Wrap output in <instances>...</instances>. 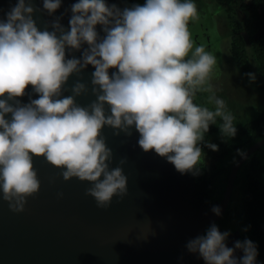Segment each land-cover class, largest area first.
Masks as SVG:
<instances>
[{
  "label": "clouds",
  "instance_id": "1",
  "mask_svg": "<svg viewBox=\"0 0 264 264\" xmlns=\"http://www.w3.org/2000/svg\"><path fill=\"white\" fill-rule=\"evenodd\" d=\"M42 2L49 15L62 4ZM39 11L33 0H16L0 18V200L11 212H25L28 198L40 191L34 157L60 169L65 181L89 183L86 195L101 210L111 207L114 196L123 203L129 194L123 171L127 160L110 168L113 152L105 126L117 136H131L134 127L144 152L155 151L181 173L201 163L200 145L217 118L225 137L236 135L224 100L211 97L214 109L194 103L196 93L207 90L203 86L217 58L202 46L194 48L189 30L197 15L193 0H145L123 9L107 0H77L70 8V30L60 18L50 25L52 31L41 30L34 19ZM84 45L82 58H67V50L80 51ZM90 65L95 69L91 88L81 76ZM73 74L80 78L66 89ZM29 86L38 98L23 104L18 98ZM66 90L71 94L63 95ZM89 93L95 96L91 103L76 102ZM207 147L219 150L210 142ZM213 211L220 214L218 207ZM229 235L213 224L186 247L206 264H256V245L244 240L229 248ZM236 249L243 257H235Z\"/></svg>",
  "mask_w": 264,
  "mask_h": 264
},
{
  "label": "water",
  "instance_id": "2",
  "mask_svg": "<svg viewBox=\"0 0 264 264\" xmlns=\"http://www.w3.org/2000/svg\"><path fill=\"white\" fill-rule=\"evenodd\" d=\"M75 2L62 0L60 9L49 15L43 10L42 0H33L34 7L41 10L34 14L38 28L52 31L50 25L60 18L61 25L70 30V8ZM15 3L0 0V18H6ZM107 3L114 4L112 0ZM97 31L104 35L102 26L98 25ZM83 48L87 45L80 51L67 50V58H82ZM94 70L90 65L81 73L89 88ZM79 78L73 74L65 88L70 89ZM70 94L63 92L65 96ZM37 98L29 86L27 94L18 99L27 104ZM94 99L89 93L77 97L76 102L86 106ZM115 131L105 126L103 135L113 152L110 168L118 166L121 159L127 160L123 171L128 177L129 194L123 203L114 196L111 207L101 210L95 199L86 195L89 183L76 178L65 181L60 169L44 158L34 157L41 188L28 198L25 212L13 213L7 202L0 200V264H206L186 245L223 215L239 168L264 145V138L234 162L223 196L214 205L220 209L217 215L213 208L207 210L193 201L184 173L155 151L146 153L140 148L134 127L131 136L123 132L117 136ZM228 233L226 245L234 248L239 231L229 227ZM243 255V251L235 250L236 258Z\"/></svg>",
  "mask_w": 264,
  "mask_h": 264
},
{
  "label": "trees",
  "instance_id": "3",
  "mask_svg": "<svg viewBox=\"0 0 264 264\" xmlns=\"http://www.w3.org/2000/svg\"><path fill=\"white\" fill-rule=\"evenodd\" d=\"M112 1L121 9L139 4L137 0ZM214 3L224 12L226 23L232 26L231 61L236 71L264 99V0H214ZM236 11L239 12L238 23L234 22ZM241 29L249 39L248 47L240 33ZM249 73L254 75V79ZM194 103L208 107L200 104L196 97ZM255 109L250 117H243L242 120H235L233 116V124L237 129L234 137L227 138L221 133L219 118L217 124L210 126L204 143L200 145L204 154L201 163L195 171L184 173L197 205L212 209L223 196L234 162L249 147L264 138V105ZM210 141H214L212 144L217 145L219 150L212 155V161L206 162L208 154L213 152L207 147ZM214 224L222 233L234 227L239 231L241 242L251 240L257 247L256 264H264V145L239 168L229 204ZM211 226L200 236L206 235Z\"/></svg>",
  "mask_w": 264,
  "mask_h": 264
},
{
  "label": "rangeland",
  "instance_id": "4",
  "mask_svg": "<svg viewBox=\"0 0 264 264\" xmlns=\"http://www.w3.org/2000/svg\"><path fill=\"white\" fill-rule=\"evenodd\" d=\"M137 1L139 4L145 2V0ZM193 2L197 6V15L190 21L189 30L194 48L198 47L199 44L202 45L203 41H205L207 29L205 26L199 25V22L201 20H210V11L214 12V19L218 23V43L216 44V51H212L217 55V64L214 66L209 80L203 86L207 90L197 92L195 97L200 104H206L210 108H215L214 102H210L211 97L215 96L224 100L226 111L230 112L235 120L250 117L252 110H256L255 107L264 105V99L252 90L248 81L240 77L231 61L232 26L230 27L229 23H226L223 16L224 12L221 9H218L217 12L214 0H193ZM238 14L239 12L236 11L234 17V22L236 23L239 22ZM242 31L241 29L240 33L244 36L245 45L248 47L249 39ZM213 142L210 141V143ZM214 152L216 151L208 154L206 162L213 160L212 155H214Z\"/></svg>",
  "mask_w": 264,
  "mask_h": 264
},
{
  "label": "flooded vegetation",
  "instance_id": "5",
  "mask_svg": "<svg viewBox=\"0 0 264 264\" xmlns=\"http://www.w3.org/2000/svg\"><path fill=\"white\" fill-rule=\"evenodd\" d=\"M215 4V3H214ZM216 5V4H215ZM217 7V5H216ZM217 12H218V7H217ZM213 11H210V20H201L199 22V25H202L203 27L205 26V28L207 29V33H205V41H203V44L200 45L202 47H204V49L210 53H212L214 56L217 57V55L214 53L216 51V44L218 43V28L217 25L218 23H216L215 19H214V15H213ZM218 16V14H217ZM214 50V52H212ZM218 54V53H217ZM219 59V58H218ZM222 65V64H221Z\"/></svg>",
  "mask_w": 264,
  "mask_h": 264
}]
</instances>
